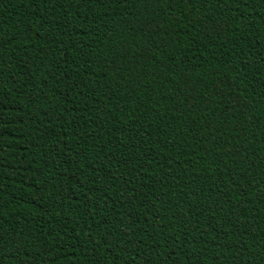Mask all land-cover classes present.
<instances>
[{
	"label": "trees",
	"instance_id": "16d2710c",
	"mask_svg": "<svg viewBox=\"0 0 264 264\" xmlns=\"http://www.w3.org/2000/svg\"><path fill=\"white\" fill-rule=\"evenodd\" d=\"M0 264H264V0H0Z\"/></svg>",
	"mask_w": 264,
	"mask_h": 264
}]
</instances>
